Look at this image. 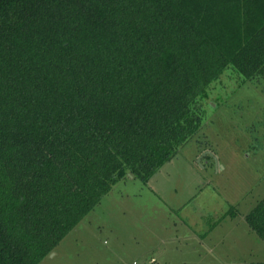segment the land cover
Here are the masks:
<instances>
[{
	"label": "trees",
	"instance_id": "16d2710c",
	"mask_svg": "<svg viewBox=\"0 0 264 264\" xmlns=\"http://www.w3.org/2000/svg\"><path fill=\"white\" fill-rule=\"evenodd\" d=\"M228 67L264 81V0H0V264H39L117 181L147 184ZM245 220L264 241V197Z\"/></svg>",
	"mask_w": 264,
	"mask_h": 264
},
{
	"label": "rangeland",
	"instance_id": "374dc122",
	"mask_svg": "<svg viewBox=\"0 0 264 264\" xmlns=\"http://www.w3.org/2000/svg\"><path fill=\"white\" fill-rule=\"evenodd\" d=\"M263 197L264 81L228 67L177 154L147 184L117 181L39 264L264 262L245 220Z\"/></svg>",
	"mask_w": 264,
	"mask_h": 264
},
{
	"label": "crops",
	"instance_id": "0c3cea01",
	"mask_svg": "<svg viewBox=\"0 0 264 264\" xmlns=\"http://www.w3.org/2000/svg\"><path fill=\"white\" fill-rule=\"evenodd\" d=\"M155 263H157V262H155Z\"/></svg>",
	"mask_w": 264,
	"mask_h": 264
}]
</instances>
